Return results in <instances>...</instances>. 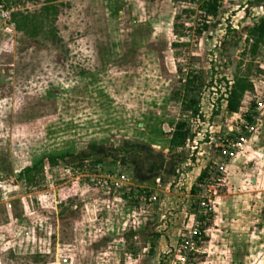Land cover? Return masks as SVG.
I'll list each match as a JSON object with an SVG mask.
<instances>
[{
    "label": "rangeland",
    "instance_id": "1",
    "mask_svg": "<svg viewBox=\"0 0 264 264\" xmlns=\"http://www.w3.org/2000/svg\"><path fill=\"white\" fill-rule=\"evenodd\" d=\"M210 1L0 0V264H176L194 225L191 264H264V109L231 160L200 151L264 104L247 42L264 0H218L214 18ZM237 82L253 90L233 115Z\"/></svg>",
    "mask_w": 264,
    "mask_h": 264
},
{
    "label": "built area",
    "instance_id": "2",
    "mask_svg": "<svg viewBox=\"0 0 264 264\" xmlns=\"http://www.w3.org/2000/svg\"><path fill=\"white\" fill-rule=\"evenodd\" d=\"M263 109L264 104L262 102H256L253 114L249 116V120L246 119V121H242L241 132L234 136H224L222 140H218L217 148L220 149V161H228L234 158L247 142V137L256 134V113H260ZM220 168V164H215L213 174H210L209 176L207 175V177L196 186L197 193L195 198L197 199V204H195L193 210L199 214L202 212L204 215H208L212 211L210 200L205 199L202 196V193L208 187L210 179H212L216 173L221 171ZM153 200H155V198H153ZM197 228V225H194L192 230H189L187 231V234L182 235L183 238L180 241L176 264H191V257L194 256V251L196 250V240H198L200 236V231Z\"/></svg>",
    "mask_w": 264,
    "mask_h": 264
},
{
    "label": "trees",
    "instance_id": "3",
    "mask_svg": "<svg viewBox=\"0 0 264 264\" xmlns=\"http://www.w3.org/2000/svg\"><path fill=\"white\" fill-rule=\"evenodd\" d=\"M218 0H212L207 4L206 14L210 15L212 18L216 17V10H217ZM247 42H251V53H254L258 47H264V18L259 21V23L255 24L248 33ZM253 87L250 83L247 82H237L228 93L226 98L227 101V111L230 114H236L240 108V100L246 92H251ZM254 107V106H253ZM198 100L195 98H191L188 101V106L185 107L184 111L189 112L191 114H196L198 112ZM253 111L251 108L250 112L247 114L246 119L249 120V116ZM190 138V130L185 122H178L175 125L174 131L172 132V137L170 140V144L172 146L183 147L187 140ZM61 157V156H60ZM60 158H52V165L56 164V160ZM39 165L42 164V161L38 163ZM35 164L34 167L31 169H27L26 171L29 172L32 169L37 168ZM204 173L200 175L198 178L200 183L207 177L204 178ZM197 191V188L195 192Z\"/></svg>",
    "mask_w": 264,
    "mask_h": 264
},
{
    "label": "crops",
    "instance_id": "4",
    "mask_svg": "<svg viewBox=\"0 0 264 264\" xmlns=\"http://www.w3.org/2000/svg\"><path fill=\"white\" fill-rule=\"evenodd\" d=\"M253 21H255V20H253ZM233 115H235V114H233ZM210 141H209V143L208 144H202L201 146H200V151L201 150H203V151H205L206 150V147L207 148H209V147H211V150L213 151V152H215V148L214 147H216V145H217V142H218V140L216 141L213 137H211L210 139H209ZM215 145L213 148H212V145ZM199 151V153H198V158L200 157V158H202L201 157V155H202V153ZM204 153V152H203ZM203 159V158H202ZM198 175V174H197ZM180 176H182L183 177V174H180ZM166 179V178H165ZM122 198L125 200L126 199V196H122Z\"/></svg>",
    "mask_w": 264,
    "mask_h": 264
},
{
    "label": "water",
    "instance_id": "5",
    "mask_svg": "<svg viewBox=\"0 0 264 264\" xmlns=\"http://www.w3.org/2000/svg\"><path fill=\"white\" fill-rule=\"evenodd\" d=\"M242 46H243V41L238 42V48L241 49ZM234 54H235V51H233L230 55H234ZM232 68L234 69L235 65H233Z\"/></svg>",
    "mask_w": 264,
    "mask_h": 264
}]
</instances>
